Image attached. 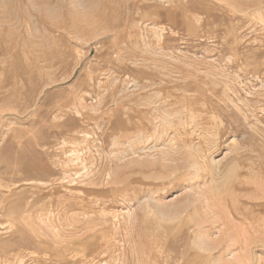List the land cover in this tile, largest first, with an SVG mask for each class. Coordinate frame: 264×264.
<instances>
[{"label":"rangeland","instance_id":"374dc122","mask_svg":"<svg viewBox=\"0 0 264 264\" xmlns=\"http://www.w3.org/2000/svg\"><path fill=\"white\" fill-rule=\"evenodd\" d=\"M0 264H264V0H0Z\"/></svg>","mask_w":264,"mask_h":264},{"label":"bare ground","instance_id":"6f19581e","mask_svg":"<svg viewBox=\"0 0 264 264\" xmlns=\"http://www.w3.org/2000/svg\"><path fill=\"white\" fill-rule=\"evenodd\" d=\"M163 17V16H162ZM182 18H183V16H182Z\"/></svg>","mask_w":264,"mask_h":264}]
</instances>
